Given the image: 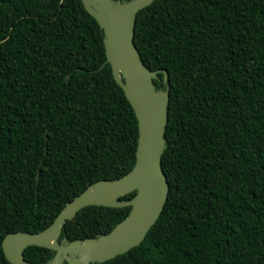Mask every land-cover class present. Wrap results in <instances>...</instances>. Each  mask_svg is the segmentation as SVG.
Wrapping results in <instances>:
<instances>
[{
	"label": "trees",
	"instance_id": "1",
	"mask_svg": "<svg viewBox=\"0 0 264 264\" xmlns=\"http://www.w3.org/2000/svg\"><path fill=\"white\" fill-rule=\"evenodd\" d=\"M134 40L169 75V196L145 241L102 264H264V0H157ZM138 137L82 0H0V264L8 234L41 232L90 185L128 174ZM130 211L84 208L61 240L108 234Z\"/></svg>",
	"mask_w": 264,
	"mask_h": 264
},
{
	"label": "water",
	"instance_id": "2",
	"mask_svg": "<svg viewBox=\"0 0 264 264\" xmlns=\"http://www.w3.org/2000/svg\"><path fill=\"white\" fill-rule=\"evenodd\" d=\"M156 1L82 0L87 12L104 32L107 63L111 65L114 80L123 89L138 120L136 163L121 178L90 185L67 203L43 231L8 234L2 247L12 264H40L25 258L24 252L30 246L55 251L53 260L43 264H102L140 246L161 216L169 196V182L162 168V157L167 148L169 75L166 70L148 69L134 40L139 12ZM160 72L167 84L165 90L157 89L155 85V80H160ZM134 192V198L121 200ZM89 206L131 207V211L108 234L84 240H61L65 224Z\"/></svg>",
	"mask_w": 264,
	"mask_h": 264
}]
</instances>
